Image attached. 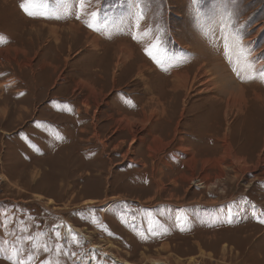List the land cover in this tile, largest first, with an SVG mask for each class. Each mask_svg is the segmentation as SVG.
<instances>
[{
	"label": "rangeland",
	"instance_id": "obj_1",
	"mask_svg": "<svg viewBox=\"0 0 264 264\" xmlns=\"http://www.w3.org/2000/svg\"><path fill=\"white\" fill-rule=\"evenodd\" d=\"M24 2L0 0V264L12 245L27 264H264V0ZM124 41L142 78L89 108L79 77ZM148 78L176 82L181 125L156 137L155 110L101 127L122 105L141 114Z\"/></svg>",
	"mask_w": 264,
	"mask_h": 264
},
{
	"label": "crops",
	"instance_id": "obj_2",
	"mask_svg": "<svg viewBox=\"0 0 264 264\" xmlns=\"http://www.w3.org/2000/svg\"><path fill=\"white\" fill-rule=\"evenodd\" d=\"M100 36L104 37L105 36L104 32L97 33V35L93 36L94 37L93 40L96 41V42H94L96 46L100 45L99 39H102V38H99ZM56 41L58 42V40H56ZM47 42H48V40H47ZM96 43H98V44H96ZM114 48H115V46H114ZM109 52L111 54V58H110L111 63H109V65H106V66L102 65V63L104 62V61H102V59L105 56V53H103L102 55H101V53L98 54L100 56V58L102 57V59L100 60L101 62L99 64V66H96L95 69L96 70L100 69L102 71H95V72H97V75H95L93 78L87 79V78L82 77V76L79 77L81 80L85 81V83H86V85L82 86L83 88L80 90V92L83 94H84V90H85V92H87L85 94L86 96H85L83 101L88 102L89 108H91L92 104H94V106H96L97 108H100L101 102L104 101V99L108 95V93L113 92L117 87H123V86L131 85L133 82H135V79L139 76L136 74V71L139 70V68L136 69L134 71V73L131 72L128 75H126L125 74L126 71H124V70H126V67H128L134 61V59H136L135 58L136 57V48L134 47V44L132 42H130V41L121 42L118 44V46L115 49H111V51H109ZM3 54L5 56L8 55L7 52H4ZM120 60H122V62H123L119 66V67H121V69H119V67H116L117 63H119ZM112 63H113V66H111ZM45 65L47 68H53L52 69L53 73L55 72V69H56L55 61L46 62ZM138 66L140 67V65H138ZM46 67H44V68H46ZM110 67H113V68L110 69ZM142 72L144 74V77H146L145 71H142ZM139 73H141V70ZM186 73H187V71H185L184 74H186ZM176 74H182L180 69L172 70L171 77H172V75H176ZM139 78H142V76H139ZM148 79H149V82H148V84L146 86L147 88L145 90L147 92H149V96H150L151 100L147 101V104H148L147 106L143 105V109L141 110L142 111L141 114L143 112L145 114L140 118L139 116L141 114H138V113L136 114L133 112V109H131V108L126 109L122 105L121 107H116L115 111H113V113H115V114L110 115V114H107L104 112L101 115V122H102L101 127L108 128L110 126L119 125L118 123H121V122H119V119H123L125 121L126 120H132L133 122H136L137 120L150 117L151 112H154L155 110H158L159 112L157 113V117L152 121L155 123V124L153 123V125L162 126V128L160 129L161 133H159V132L155 133L156 137L166 138V135L167 134L169 135L170 131H167L165 127H167V126L170 127L175 123H176L175 126H178L181 119L184 118L185 108H184V105H182V104H181V106H180V104H178V107H177V103L175 102L177 100V97L180 94V91L179 92L176 91L177 89H179V87L174 85L176 82H174V81H172V83L170 82V84L168 85L169 87L164 86L163 89H162V84H161L159 90L162 89V92H160L159 90H156L155 87H154V89L151 87L150 78H148ZM152 82H153V80H152ZM125 83H126V85H125ZM110 85H111V87H110ZM56 87H57V85H56ZM56 87L52 86L50 88L49 93L52 92L53 90H57L60 88L59 86L57 88ZM166 89L168 90L169 93L166 92ZM173 90H175V91H173ZM75 91L76 90L74 88L71 90V93H68V94L75 95L74 94ZM77 92H79V91H77ZM75 96H74V98H75ZM57 97H59V96L57 95ZM48 98H49V96H48ZM43 101H47V99L45 98ZM76 101H78V100H76ZM82 104L85 106L86 103H82ZM149 110H151V111H149ZM173 110L178 111V113H176L177 115H175V112H173ZM180 110H182L183 112H180ZM146 111H147V114H146ZM102 116H104V117L102 118ZM176 116H178L180 118L175 119ZM248 117H249V115H248ZM248 117H247V119H248ZM180 125H181V123H180ZM127 131L129 132V135L132 134L130 129L127 128ZM165 131L167 134L165 133ZM176 132L178 133L177 130H176ZM148 149H150V148H148ZM197 163H198V160H197ZM163 170H166V169L163 168ZM186 170L188 172V169H185V171ZM179 177H182V175Z\"/></svg>",
	"mask_w": 264,
	"mask_h": 264
},
{
	"label": "bare ground",
	"instance_id": "obj_3",
	"mask_svg": "<svg viewBox=\"0 0 264 264\" xmlns=\"http://www.w3.org/2000/svg\"><path fill=\"white\" fill-rule=\"evenodd\" d=\"M56 33V32H55ZM58 36V35H57ZM5 52V51H4ZM3 52V53H4ZM247 52H248V50H247ZM256 57L257 56H255V57H253V60L254 59H256ZM121 63H123L122 62V60H120V62L119 63H117V65H116V67H119L120 66V64ZM238 63V62H237ZM251 63V62H250ZM240 64V63H239ZM216 68H217V66H216ZM219 68H220V66H219ZM222 69V68H221ZM224 70V69H223ZM180 75V74H179ZM178 76V75H177ZM212 76V75H211ZM219 80H220V82H221V84L219 85L220 87H214V88H216V89H220L221 91H222V93L223 94H225L226 96H228V94H230V95H235V97H236V94L237 93H240L241 91H239V88H240V86L238 87V86H236L235 85V83H234V81H230L229 79H227L226 80V82H224L223 81V79L222 78H225V76L222 74V73H220L219 74ZM216 79V78H215ZM207 81V80H206ZM213 81V80H212ZM216 81H218V80H216ZM223 82V83H222ZM213 83H214V81H213ZM218 83V82H217ZM208 86V85H207ZM213 86V85H212ZM262 96L263 95H259V96H257L256 98L257 99H259V100H261L262 99ZM233 98V97H232ZM230 104H231V102H230ZM242 107V106H241ZM128 121V120H127ZM123 123H129V121L128 122H123ZM145 123V122H144ZM125 125H131V123L130 124H125ZM164 145H163V143L158 139L157 141H156V143H155V148H162ZM188 152V151H187ZM209 159H205L204 161H203V164H207V163H209ZM215 163H218V164H222V160H217V161H214ZM213 162V163H214ZM192 166V165H191ZM95 202H97V201H95V200H92V199H88V200H86L85 202H84V204H86V205H90V204H92V203H95ZM115 258H117L116 256H115ZM123 260V259H122ZM153 263H157V264H160V262H162L161 260H159V259H154L153 261H152ZM123 264H134V263H132V262H129V261H127V260H124L123 261Z\"/></svg>",
	"mask_w": 264,
	"mask_h": 264
},
{
	"label": "snow or ice",
	"instance_id": "obj_4",
	"mask_svg": "<svg viewBox=\"0 0 264 264\" xmlns=\"http://www.w3.org/2000/svg\"><path fill=\"white\" fill-rule=\"evenodd\" d=\"M59 3H63L64 0H58ZM35 5L33 4V0H25L24 3L21 4V7L23 8V10L28 13L29 15H34L32 8ZM79 7L81 10H83L85 8V0H79ZM97 13L93 12L91 13L92 19L93 21H95L97 19ZM89 27H94V23H89L88 25ZM151 55V53H149ZM153 59H156L155 56H153ZM158 63L160 61H157ZM261 223H264V219H262L260 221ZM57 236H59V233L57 232ZM46 249V245L44 246ZM10 255L7 256L6 258L8 259H12V257H16V260L14 261V264H27V260H21L20 256H21V249L17 248L15 245H12L9 249ZM49 264H51V261H49Z\"/></svg>",
	"mask_w": 264,
	"mask_h": 264
}]
</instances>
